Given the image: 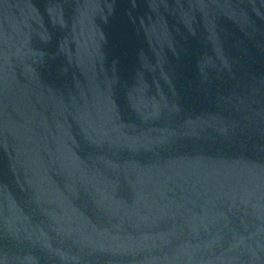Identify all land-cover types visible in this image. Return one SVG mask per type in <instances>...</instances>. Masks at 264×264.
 Wrapping results in <instances>:
<instances>
[{
	"label": "water",
	"instance_id": "95a60500",
	"mask_svg": "<svg viewBox=\"0 0 264 264\" xmlns=\"http://www.w3.org/2000/svg\"><path fill=\"white\" fill-rule=\"evenodd\" d=\"M0 264H264V0H0Z\"/></svg>",
	"mask_w": 264,
	"mask_h": 264
}]
</instances>
